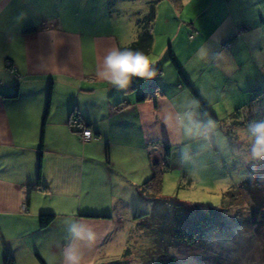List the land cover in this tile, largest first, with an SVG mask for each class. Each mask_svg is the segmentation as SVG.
I'll return each instance as SVG.
<instances>
[{
	"label": "crops",
	"instance_id": "0c3cea01",
	"mask_svg": "<svg viewBox=\"0 0 264 264\" xmlns=\"http://www.w3.org/2000/svg\"><path fill=\"white\" fill-rule=\"evenodd\" d=\"M151 1L0 0V264L6 252L14 264H60L65 221L73 218L96 233L93 245L83 249V264L110 259L116 251V207L128 209V169L116 167L117 153L128 154L134 134L149 151L179 146L201 133L194 135L191 113L204 117L165 57L168 49L208 108L229 103L227 98L241 112L254 106L246 108L238 99L244 91L251 102L252 91L264 87L257 85L264 75V0H154L156 54L148 57L157 76L133 83L140 88L155 81L163 92L155 103H138L139 90L117 91L98 78L107 50L136 40V21ZM201 49L213 92L205 93L199 75L194 83L185 72ZM123 101L130 105H118ZM72 115L82 125L72 128ZM82 126L92 140H79ZM148 168L133 183L147 181L152 164ZM132 186L142 200L140 185ZM41 214L54 215L45 229L39 227Z\"/></svg>",
	"mask_w": 264,
	"mask_h": 264
},
{
	"label": "rangeland",
	"instance_id": "374dc122",
	"mask_svg": "<svg viewBox=\"0 0 264 264\" xmlns=\"http://www.w3.org/2000/svg\"><path fill=\"white\" fill-rule=\"evenodd\" d=\"M128 34L129 36L134 34L132 26ZM155 54L152 51L151 57H154ZM206 54L207 52L201 49V51L197 52V56L192 58L190 68L185 69L187 70L185 72L190 74L187 76H190L188 79L192 80L191 82L194 81L195 83L197 77L195 78L194 75H199L198 78L205 88V93L212 91L207 88L212 73L206 67L208 59ZM201 59L204 64H201ZM217 76L214 75V77ZM223 82L225 80H222ZM239 82L241 83L240 80ZM235 83L237 81H232L233 85ZM257 85L264 86V75L259 76ZM242 88L243 85L240 86L239 93H241ZM261 90H264V87H261ZM244 95L243 91L242 97L238 101L240 102L239 104H246L245 106L248 107L247 105L251 98ZM189 97L191 104L196 101L193 96L190 95ZM227 99L229 103L221 100L223 103H215L214 109L211 108L212 110L209 108L218 120V123L214 121L215 126L205 123L213 119L209 118L199 105L193 104L195 105V109L204 117V120L201 121L198 116H195L194 112L191 113L195 121L191 120L197 130V132L195 130L194 135L199 132L201 133L196 135L190 142L171 147V156L167 159L168 168L163 174L161 198L166 201L182 204L187 208L198 207V211L193 213L186 209L175 214V212L169 209L166 218L156 220L158 223H163L164 221L179 224L190 223L188 220L190 216L195 215L199 211L203 215V212L209 209L222 210L229 220L238 212H240L238 215L243 219H245V216L248 217L249 198L245 192L239 196L238 201L232 206L226 205L228 203L225 204L222 201V195L231 188L237 187L247 178L249 165L260 161L251 158L250 145L242 138V130L246 128L249 121L261 119L264 116V94L260 97L258 104L256 103L252 108L243 110L237 119L233 118V114L237 110L235 109L236 107H233L234 101L231 98ZM239 108L241 109L242 106ZM197 119L202 123H198ZM204 127L207 133H210L213 143L204 133ZM225 132L232 134V138L226 137L223 134ZM164 147L165 145H161L159 149L146 151L139 136L134 134L131 145H128V154L124 150H121L119 153L115 152L118 155L116 167L120 168L123 165V167L125 166L128 169V185L126 184L125 186L123 184L126 187L124 192H126L125 196L128 197V209L119 205L116 207V215L114 216L117 226L116 251L110 255V259L102 264H154V260L158 258H151V255L156 257L162 256L161 251H164L163 254H165V244L163 245L164 247L162 246L163 250L159 248V251L152 252L151 249L157 250V247L153 245V241L157 242L158 240L155 237L148 238L145 236V233L139 234L140 231L137 228L138 220L134 218V215L136 212L140 213L141 210L150 212L152 205L150 201L139 200L136 188L132 186L133 184L140 185L139 187H141L145 182L146 179H142L141 183H133L139 180V176L142 175L140 174L142 169L146 172L147 166L150 168L151 164L163 161L165 156ZM181 150L184 151L186 156L190 157L187 164L182 165L179 163ZM195 153H198V155ZM137 208L139 210H136ZM259 221L260 219L253 221L252 218V221H250L252 228L258 225ZM242 223L243 221L237 222L234 220V222L223 226V228L227 233L237 228H241L242 230ZM219 237H222V235ZM259 237L262 240L258 243L257 249L253 250L252 254L250 252L247 264H264V223L261 226ZM224 245V241L221 238L212 239V241L204 238L193 245L184 246L181 244L174 247V249L176 248L175 250L166 252V257L172 256L176 258L177 264H211L215 254L220 253ZM126 248H129V255L124 257L123 254Z\"/></svg>",
	"mask_w": 264,
	"mask_h": 264
},
{
	"label": "trees",
	"instance_id": "16d2710c",
	"mask_svg": "<svg viewBox=\"0 0 264 264\" xmlns=\"http://www.w3.org/2000/svg\"><path fill=\"white\" fill-rule=\"evenodd\" d=\"M156 2L157 1L154 0L151 1L149 3L148 12L143 17L137 19L136 27L138 29V32L136 40L129 46L122 47V49L131 48L132 50L142 51L147 56L150 55L153 45L151 27L156 18ZM244 30L245 28L243 27L239 28V32L241 33ZM195 35L196 33L193 34L192 37ZM165 57L170 60V63L175 69V72L178 75L179 83L190 93L191 96H193L196 101H198V105L201 107V109L210 118L218 123L215 115L205 105L202 99L198 96V93L185 78L183 72L181 71L175 60L174 54L171 49L167 50ZM137 90H139L136 99V102L138 103L144 102L146 100H152L155 103L156 99L163 93L155 81L150 82L148 85H144L140 88H138L136 83H132L127 90H124V92L129 93L130 91ZM252 92L255 94V97L251 102L248 103V107H251L256 103L258 104L260 97L264 94V90L261 89L253 90ZM119 104L123 106L130 105L126 101L120 102L118 103V105ZM241 110L242 109L236 110L235 114H233V118L237 119L241 113ZM72 118L75 119V116H73ZM76 119L78 121L76 124L72 122L69 123L70 126L72 125V128L82 125L80 119L77 117ZM259 120H264V116L261 119H257V121ZM76 129L78 130V128H74L73 130ZM83 129L88 128L82 126L81 130ZM81 130H78V136ZM204 133L212 142L209 133H207V131H204ZM223 134L229 139L232 138V134H230L229 132H225ZM107 150L108 147H106V151ZM164 151L165 156L163 161L161 163L157 162L152 165V174L150 178L145 181L141 185V187H139L140 195L142 196L143 200L151 202L152 210L150 212L141 210L140 213L136 212L134 215V218L138 220L137 228H139V234L145 233V236H147L148 238L151 239L155 237L158 240L157 242L153 241V245L157 247V250L151 249L152 252L159 251V248L161 249L164 244L166 246H163L164 249H166L165 254H163L164 251H161L162 256L159 255V257H156L151 255V258H158L154 260V264H177L176 258L172 256L166 257L167 251H171L174 249V247L180 246L181 244L184 246L196 244L204 238H207L211 241L212 239L221 238L225 244L224 248L222 247V251L215 254V257L214 259H212L213 261L211 264H247V259L249 258L250 252L252 254L253 250L257 249L258 243L262 240L259 237V233L261 231V226L264 223V159L260 160L258 163L249 165L247 169V178L243 180L237 187L231 188L229 191L222 195V201L225 202V204L228 203L226 205L232 206L235 205L242 193H246L249 198V212L247 215L248 217L245 216V219L238 215V213L240 212H238L229 220L227 219V215L223 214L222 210L209 209L206 212H203V215H201V211H199L195 215L190 216L188 218L190 223L186 222L183 224H179L170 221H168V223L166 221H164L163 223H158L157 221L160 218L164 219L167 217L169 209L175 212V214L186 209L190 210L193 213L195 211H198V207L187 208L182 204L173 203L161 198L160 193L162 188V179L163 174L168 168L167 159H169L171 156V147L169 145H165ZM39 162V168H41V156ZM252 218L253 221L260 219L258 225L253 228L251 226L252 224H250ZM53 219L54 215L52 214L39 215V227L41 229L47 228L51 224ZM234 220L237 222L243 221V223L241 224V227H243V229L241 230V228H237L235 230H231L230 233H227L223 226L234 222ZM220 235H222V237H219ZM128 255L129 248H126L123 256L127 257ZM4 264H14V259L8 252H6Z\"/></svg>",
	"mask_w": 264,
	"mask_h": 264
},
{
	"label": "clouds",
	"instance_id": "9594fccd",
	"mask_svg": "<svg viewBox=\"0 0 264 264\" xmlns=\"http://www.w3.org/2000/svg\"><path fill=\"white\" fill-rule=\"evenodd\" d=\"M96 75L117 91H124L133 83V78L152 80L157 76V70L154 62L144 52L113 46L101 57ZM193 103L198 106V101ZM165 123L167 124V121ZM207 124L215 126L214 120H208ZM242 138L250 145L252 159L257 161L264 159V120L249 121L242 130ZM189 159L190 157L181 150L179 163L187 164ZM65 224L68 237L62 248L60 264H83V249L93 245L96 233L91 225L74 218L66 220Z\"/></svg>",
	"mask_w": 264,
	"mask_h": 264
},
{
	"label": "built area",
	"instance_id": "2783aa9c",
	"mask_svg": "<svg viewBox=\"0 0 264 264\" xmlns=\"http://www.w3.org/2000/svg\"><path fill=\"white\" fill-rule=\"evenodd\" d=\"M225 46H228V45H225ZM72 123H74V124H76L78 121H77V119L75 118V119H72V121H71ZM94 137H93V134H92V132H91V130L90 129H83L81 132H80V134H79V140L81 141V142H87V141H90V140H92ZM25 204H23L22 205V207H21V210L22 211H25Z\"/></svg>",
	"mask_w": 264,
	"mask_h": 264
}]
</instances>
